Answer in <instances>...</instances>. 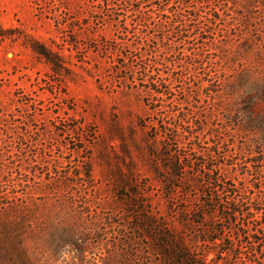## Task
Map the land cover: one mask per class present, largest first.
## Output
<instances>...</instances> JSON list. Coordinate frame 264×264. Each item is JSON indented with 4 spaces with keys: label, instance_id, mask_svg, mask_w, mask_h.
Returning a JSON list of instances; mask_svg holds the SVG:
<instances>
[{
    "label": "rangeland",
    "instance_id": "1",
    "mask_svg": "<svg viewBox=\"0 0 264 264\" xmlns=\"http://www.w3.org/2000/svg\"><path fill=\"white\" fill-rule=\"evenodd\" d=\"M204 1L0 0V264H264V18Z\"/></svg>",
    "mask_w": 264,
    "mask_h": 264
},
{
    "label": "trees",
    "instance_id": "2",
    "mask_svg": "<svg viewBox=\"0 0 264 264\" xmlns=\"http://www.w3.org/2000/svg\"><path fill=\"white\" fill-rule=\"evenodd\" d=\"M219 6L216 7L211 12V20L215 21H227L229 19H240L242 22H257L258 20L264 18V0H217ZM209 3V0H205L203 5ZM159 17L161 18V22L157 25L159 29H165L167 27L173 28L172 24L169 22H165L164 20H169V15L166 10H162L159 8ZM169 13V12H168ZM194 15L195 20L199 21L203 18L199 12H195ZM178 19V27L182 28L180 34L184 36L186 34L184 27L186 22H183V16L181 14H176ZM145 22H150L151 17H143ZM188 32V31H187ZM185 39H187L185 37ZM34 52L51 67L54 74L60 76L62 74V70L64 69L65 62L63 58L57 54H55L49 48L43 45H35L33 48ZM199 57V56H198ZM200 58V57H199ZM256 91L259 94L264 95V86L256 85ZM255 95L251 96V101H253ZM253 103V102H251ZM181 251V248H177ZM184 253V252H183ZM185 254V253H184ZM187 255V254H185Z\"/></svg>",
    "mask_w": 264,
    "mask_h": 264
}]
</instances>
